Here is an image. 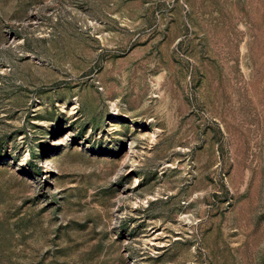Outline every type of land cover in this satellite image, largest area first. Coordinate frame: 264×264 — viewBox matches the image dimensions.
I'll list each match as a JSON object with an SVG mask.
<instances>
[{"label":"rangeland","instance_id":"1","mask_svg":"<svg viewBox=\"0 0 264 264\" xmlns=\"http://www.w3.org/2000/svg\"><path fill=\"white\" fill-rule=\"evenodd\" d=\"M0 264H264V0H0Z\"/></svg>","mask_w":264,"mask_h":264}]
</instances>
